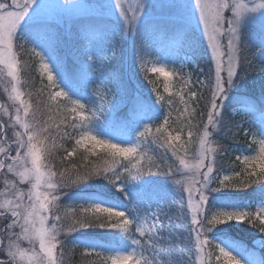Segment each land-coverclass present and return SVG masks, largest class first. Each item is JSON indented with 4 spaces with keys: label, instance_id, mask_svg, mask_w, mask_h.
I'll return each instance as SVG.
<instances>
[{
    "label": "snow or ice",
    "instance_id": "1",
    "mask_svg": "<svg viewBox=\"0 0 264 264\" xmlns=\"http://www.w3.org/2000/svg\"><path fill=\"white\" fill-rule=\"evenodd\" d=\"M261 10L264 0H0V72L9 78L10 101L0 103V264H66L68 244L100 264H264V82L259 98L242 93L250 61L240 55L242 26L259 12L256 56L264 61ZM73 26L79 55L70 93L57 49ZM198 40L206 41L208 70L198 90L191 77H180L175 95L184 106L183 125L173 134L171 81L179 73L164 61L177 50L194 51ZM29 43L41 92L48 90L43 105L23 87L17 49ZM141 74L163 77L168 99L155 79L148 80L154 95L146 98ZM93 82L98 103L89 110L83 99ZM233 102L260 120L255 130L244 129L253 154L236 156L239 170L225 164L228 148L220 143L242 128L243 121L225 122L226 112H236ZM128 104L125 122L142 129L134 138L113 142L93 134V121ZM165 105L162 123L144 122ZM43 109L56 115L44 120ZM66 138L75 139L71 151L60 143ZM151 144L163 153L153 154ZM77 147L102 150L108 159L84 173L76 164L70 170L52 162L60 148L67 159ZM245 225L257 231L251 248L229 235ZM112 234L119 247L105 240Z\"/></svg>",
    "mask_w": 264,
    "mask_h": 264
},
{
    "label": "trees",
    "instance_id": "2",
    "mask_svg": "<svg viewBox=\"0 0 264 264\" xmlns=\"http://www.w3.org/2000/svg\"><path fill=\"white\" fill-rule=\"evenodd\" d=\"M17 51L20 53V59L23 62V71H22V80L24 82L23 87L28 89L33 94V101L34 102H41L42 105L47 103V97L46 92L48 91L46 88H44V91L41 92V88L43 85L41 84V78H40V72H39V62L38 58L34 57L31 53V48L27 45L24 46V50L21 51L19 48ZM201 58L197 60V65L194 67L193 65H190L189 68H187L191 80L193 81V84L196 86V90L201 87V84H198V81H204L205 75L204 73L208 70V56L205 52H203ZM243 57V56H242ZM68 71L71 75H73L72 69L75 70V64L73 63V58L70 59L68 65ZM77 67V64H76ZM243 66L242 69L243 70ZM200 69H204V72H201ZM182 72V71H181ZM142 83L141 86V92L143 95L147 98L149 96H153L154 93L151 91L153 85L148 82L149 79H155L157 82V86L159 87L161 93H163V86L165 83V80L163 77L159 76H150L148 79H145V77L141 74L140 77ZM178 80V77L176 78ZM182 83V80L179 79ZM44 84H47V80L45 78ZM184 82L180 85L179 88H174L172 91V98H173V105L171 109V123H170V131L175 134L176 131L180 130V128L183 125V118L181 117V113L184 110V106L181 103L179 97L175 95L177 92L181 90V87L183 86ZM165 95V99H168V93H163ZM2 97V95L0 96ZM4 98V97H2ZM6 99V98H5ZM61 105H65V102L62 100ZM67 107H71L70 104L67 105ZM168 112L167 105L164 106V112L163 116L160 118H156L155 120L151 121L153 124V127L158 126L160 123H162L164 114ZM66 115L67 113H62ZM49 115L55 116V113H48L46 109H43V116L42 119L47 120ZM225 119L227 122H235L236 120L233 118L231 112H227L225 114ZM229 119V120H228ZM68 132L70 136L74 138H79L80 133L69 128ZM186 132V129H185ZM232 134H229L231 136ZM217 139H220L217 137ZM249 136H245L241 131H239V134L235 135L231 139H220V143L223 145H226L228 148V154L224 157L225 164H231L235 162L236 164V170H239L241 167L239 161H236V156H238L240 149L244 148L245 146L249 147L250 143ZM60 143H63L64 148H67L68 151H71L72 148L75 146V139H64L63 141H60ZM255 145V144H253ZM256 146V145H255ZM151 151L153 154H156L157 156L161 155L163 153V149L159 148L155 144L149 145ZM64 148H60L57 150L54 155L51 157L52 162L56 165L57 168L60 167H68L71 170V165L76 164L78 167V170L80 173H84L87 171H91L92 167L94 165H103L104 161L108 159V157L105 155V153L102 150L98 149V155L97 154H89L85 149L77 147L76 155L73 157H69L67 159H62L66 157V152L64 151ZM164 179V178H163ZM172 212L176 211L175 206L171 209ZM246 229V230H245ZM234 231H238L243 235L247 236H255L257 235L256 229L252 228L250 225H245L244 229H236ZM105 240L109 242L113 247L120 246L119 244V238L117 235H107L105 236ZM176 243L180 244L181 246L187 248L190 247L189 242L187 240H178L175 241ZM64 256L67 264H100V258L96 257L95 255L92 256H86L83 254V249L80 247H76L73 249L71 244H68L65 247L64 250ZM104 256H108V254L105 252ZM179 259V258H178Z\"/></svg>",
    "mask_w": 264,
    "mask_h": 264
},
{
    "label": "rangeland",
    "instance_id": "3",
    "mask_svg": "<svg viewBox=\"0 0 264 264\" xmlns=\"http://www.w3.org/2000/svg\"><path fill=\"white\" fill-rule=\"evenodd\" d=\"M52 2H62V0H52ZM247 2L249 4L253 3V0H247ZM264 11V10H261ZM226 15H230V13H226ZM257 19L253 22V21H249L248 23H252L253 26L250 28V30L248 32H246L245 34L242 33L241 35V46L243 48V50L241 51L240 55L243 57H247V59L250 61V63L247 65V72L248 75L245 77V83L246 85H248L251 90H255L256 92H258V94L261 96V83L264 82V71H262V67H264V61H261L259 58H257L256 56V51H257V45L259 43V39L261 36V28L259 25V12L256 14ZM206 42V41H205ZM62 43L63 45L66 44V41L62 39ZM29 45L31 47H33V45L31 43H29ZM195 45H198V43H196ZM194 45V46H195ZM28 46V44H27ZM30 47V48H31ZM62 54V53H61ZM59 57L60 54H57ZM186 55H190V53H186V51H180L177 50L175 52H173L165 61V65L167 66L169 71L175 70L176 72L179 73L178 80L180 79V77H184V80H187L190 76L186 66L187 63H192L194 62L193 59L192 60H186L185 56ZM191 56V55H190ZM195 65V64H194ZM182 69V72L180 71ZM184 69V71H183ZM243 70H245V68H243ZM242 70V71H243ZM177 77H174L173 80L171 81L172 83V91L174 90V88H179L180 85L184 82V80H182V83L178 80H176ZM8 77H6V75L2 72H0V96L2 95L1 100L3 101L2 103L5 104V106H9L10 101H8L7 98V94L4 91V88L6 86H8ZM65 86V85H64ZM97 86L96 83H94L90 88L88 87L86 92H90L92 94L93 89H95ZM66 90H70V88L66 87ZM93 96V94H92ZM6 98V99H5ZM83 102L86 104L87 108L90 110L95 103H98V100L94 101L93 98L91 97V95L87 96L85 99H83ZM1 103V101H0ZM235 103V102H233ZM232 105H230L231 107ZM232 109H235V116L239 117V118H243V120L245 121V128H243V132L244 129H251V130H255L257 127H259V114L258 113H249V114H245L242 110H241V106L239 103H236L234 105V107ZM105 112H108L107 107L105 108ZM227 113V112H226ZM90 114V112H89ZM113 114L110 115H106V117L99 119L98 121H93L92 126H91V131L93 132L94 135L99 136L101 139H110L113 142H122L125 141L129 138H134L136 131L140 130L138 129L135 124L134 126H129L126 124V122L121 119V120H114V118H112ZM3 117V111L2 109H0V118ZM234 118V116H233ZM229 120V119H228ZM241 120V121H243ZM237 121L241 122L239 119H237ZM243 121V122H244ZM226 124L234 125L235 122H227V120L225 119ZM254 123V126L252 127V124L250 123ZM243 125V123H242ZM98 129H100L101 132H105L107 133L105 136L101 137L98 134ZM142 130V129H141ZM235 131V129H233ZM231 134V133H229ZM251 140V137L249 138ZM257 147V145H256ZM255 146H253V148H256ZM253 153H246L243 152L239 155H250ZM159 179H163V177H159ZM256 236V235H255ZM254 236V237H255ZM258 238V237H257ZM111 253H109L110 255ZM258 254V253H257ZM259 255V254H258ZM67 264V263H66Z\"/></svg>",
    "mask_w": 264,
    "mask_h": 264
}]
</instances>
